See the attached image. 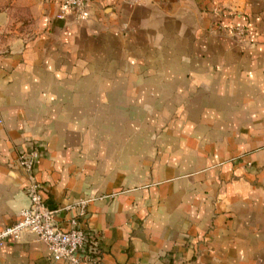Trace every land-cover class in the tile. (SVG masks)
<instances>
[{"label": "crops", "instance_id": "1", "mask_svg": "<svg viewBox=\"0 0 264 264\" xmlns=\"http://www.w3.org/2000/svg\"><path fill=\"white\" fill-rule=\"evenodd\" d=\"M58 13L0 0V232L30 204L18 159L36 144L47 203L90 200L82 264H264V0ZM0 264L71 263L24 233Z\"/></svg>", "mask_w": 264, "mask_h": 264}, {"label": "built area", "instance_id": "2", "mask_svg": "<svg viewBox=\"0 0 264 264\" xmlns=\"http://www.w3.org/2000/svg\"><path fill=\"white\" fill-rule=\"evenodd\" d=\"M57 4L58 19L65 20L69 15H75L77 20L85 17L89 0H48ZM134 5H144L154 0H128ZM231 32L241 38L247 36V30L242 25L231 28ZM40 159L39 147L36 144L21 153L20 167L28 174L29 184L27 195L30 204L20 213V219L12 227L0 232V246L7 241H18L24 233H30L46 245L53 261H68L71 264H82L83 261H93L98 253L101 235L84 230L81 219L87 214L88 199L75 204L55 208L50 206L43 196V186L36 179L35 171ZM63 212H73L68 220L69 228L63 229L58 218Z\"/></svg>", "mask_w": 264, "mask_h": 264}, {"label": "rangeland", "instance_id": "3", "mask_svg": "<svg viewBox=\"0 0 264 264\" xmlns=\"http://www.w3.org/2000/svg\"><path fill=\"white\" fill-rule=\"evenodd\" d=\"M232 34H235V33H232ZM150 124H151V123L148 122V123H147V126L150 125Z\"/></svg>", "mask_w": 264, "mask_h": 264}]
</instances>
